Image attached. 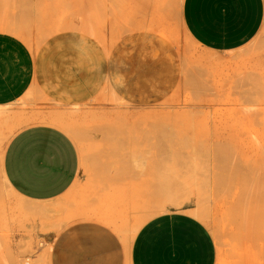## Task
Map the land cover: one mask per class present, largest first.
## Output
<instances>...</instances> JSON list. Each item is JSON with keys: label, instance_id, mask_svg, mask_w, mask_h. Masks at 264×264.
Segmentation results:
<instances>
[{"label": "crops", "instance_id": "crops-1", "mask_svg": "<svg viewBox=\"0 0 264 264\" xmlns=\"http://www.w3.org/2000/svg\"><path fill=\"white\" fill-rule=\"evenodd\" d=\"M75 2L77 26L38 45L0 30L1 168L17 198L67 219L49 264H217L213 233L191 208L143 222L138 204L143 130L132 126L179 86V48L150 28L101 38L98 1ZM182 19L204 51L205 107L264 121V0H183Z\"/></svg>", "mask_w": 264, "mask_h": 264}, {"label": "rangeland", "instance_id": "rangeland-1", "mask_svg": "<svg viewBox=\"0 0 264 264\" xmlns=\"http://www.w3.org/2000/svg\"><path fill=\"white\" fill-rule=\"evenodd\" d=\"M75 1L0 0V30L38 45L54 31L77 26ZM95 1L99 8L93 20L101 38L150 28L171 38L181 53L177 89L143 110V121L132 126L143 130V203H138L143 222L164 211L191 208L213 233L217 264H264V121H225L219 107H205L204 51L185 29L183 0ZM96 112L118 111L99 106ZM112 124L111 129H121ZM6 125L0 122V133L10 128ZM1 141L0 264H49L50 249L67 219L50 218L44 206L15 196L3 177L7 139ZM132 142L139 145L137 138Z\"/></svg>", "mask_w": 264, "mask_h": 264}, {"label": "bare ground", "instance_id": "bare-ground-1", "mask_svg": "<svg viewBox=\"0 0 264 264\" xmlns=\"http://www.w3.org/2000/svg\"><path fill=\"white\" fill-rule=\"evenodd\" d=\"M100 127V126H99ZM99 129V128H98ZM101 129V128H100Z\"/></svg>", "mask_w": 264, "mask_h": 264}]
</instances>
